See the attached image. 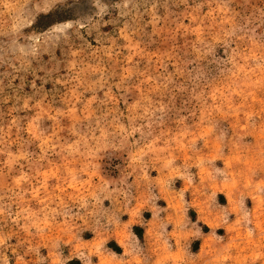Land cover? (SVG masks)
Masks as SVG:
<instances>
[{
	"label": "rangeland",
	"instance_id": "obj_1",
	"mask_svg": "<svg viewBox=\"0 0 264 264\" xmlns=\"http://www.w3.org/2000/svg\"><path fill=\"white\" fill-rule=\"evenodd\" d=\"M0 264H264V0H0Z\"/></svg>",
	"mask_w": 264,
	"mask_h": 264
}]
</instances>
